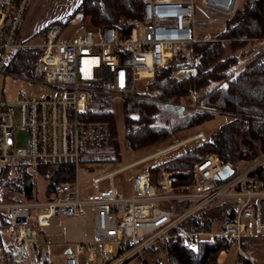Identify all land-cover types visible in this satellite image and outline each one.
Wrapping results in <instances>:
<instances>
[{
    "label": "built area",
    "instance_id": "built-area-1",
    "mask_svg": "<svg viewBox=\"0 0 264 264\" xmlns=\"http://www.w3.org/2000/svg\"><path fill=\"white\" fill-rule=\"evenodd\" d=\"M238 1L143 0L140 15L120 18V26L69 35L66 25L56 21L42 30L39 41L25 43L18 33L29 0H0V54L19 47L38 48L27 74L12 75L53 90L8 100L0 89V178L8 165L73 166V177L58 181L49 199L0 204V228L15 244L32 243L37 250L44 249L52 244L43 234L51 221L89 217V239L76 241L65 254L64 264H79L81 259L92 262L95 257L100 263L113 257L109 264H122L150 247L160 248L165 260L168 240L180 239L185 248H194L200 241L223 238L239 250L242 234L252 228L264 231V175L254 173L264 154L244 167L222 161L215 153L206 154L188 170L160 167L151 177L132 176L128 195L112 184L85 193L77 178L83 150L108 146L112 139L107 120L85 116L90 95L132 98L138 82L152 77L169 60L192 62L197 28L226 21ZM250 41L264 54V38ZM16 129L26 131L27 147H14ZM224 167L231 172L221 178L218 174ZM122 169L93 178L92 186ZM213 205L224 206L231 215L217 233L171 232Z\"/></svg>",
    "mask_w": 264,
    "mask_h": 264
},
{
    "label": "trees",
    "instance_id": "trees-1",
    "mask_svg": "<svg viewBox=\"0 0 264 264\" xmlns=\"http://www.w3.org/2000/svg\"><path fill=\"white\" fill-rule=\"evenodd\" d=\"M142 1L80 0L72 13L78 11L81 17L88 16L90 24L99 28L105 25L120 26V18L140 15ZM64 20L67 19L62 18L57 22L65 24ZM224 24L223 30L217 32L213 38H200L192 43V62L172 59L154 71L153 77L146 83V90L149 91L147 96L150 99L127 103L125 98L122 102L124 139L133 148L151 145L180 129L153 124L156 110L154 100L166 101L191 94L195 108L189 115L187 127L209 120L216 113L229 116L227 121L213 131L210 139L148 167L146 175H155L160 167L169 171L188 170L208 153H215L222 161L234 163L248 160V151L244 152L242 148L247 147L252 151V159L264 154V54L251 57L241 64L234 52L240 50L239 54H244L248 49L245 45L250 43L251 38H264V0H243L242 5ZM226 47L231 53L224 55ZM37 53L36 47L15 48L9 51L2 64L8 69L28 72ZM109 100L107 95L91 94L85 116L107 120L112 131L110 145H115L113 111L110 106L105 105V101ZM30 169L31 167L24 165L6 166L1 174L0 190L5 189L15 202L38 200ZM34 169L46 181V199L51 197L58 181L73 177V166L70 164H38ZM254 173L258 176L264 175L260 167ZM199 214L189 216L171 232L209 231L211 220ZM224 215L225 220L231 218L226 211ZM229 247V243L223 238L200 241L194 248H185L180 239L168 240L164 245V262L217 264L218 252L228 250ZM149 249L160 250L158 247ZM39 264H46V261ZM154 264L162 262L157 260ZM233 264L251 262L240 252H236Z\"/></svg>",
    "mask_w": 264,
    "mask_h": 264
},
{
    "label": "rangeland",
    "instance_id": "rangeland-1",
    "mask_svg": "<svg viewBox=\"0 0 264 264\" xmlns=\"http://www.w3.org/2000/svg\"><path fill=\"white\" fill-rule=\"evenodd\" d=\"M74 0H32L31 1V14L35 15L37 22L46 23L51 19L64 20L66 32L71 35L76 32L82 31H94L97 26L90 24L88 16L81 17V13L73 12ZM243 3V0L238 1V7ZM224 22H211L204 26L197 28V37L200 38H213L217 32H220L224 28ZM47 26L38 28L33 32L26 40L25 43H35L39 41L42 30ZM208 35L206 38L205 36ZM250 43L253 45L250 41ZM255 45V44H254ZM238 55V63H243L250 59L249 55L245 53L239 54L238 50L234 51ZM9 51H5L0 54V89L3 91L4 96L8 100L15 99L19 94L27 96H43L51 94L53 92L49 85L29 82L21 77L12 75L14 73L25 75L27 72L22 70H12L3 66L2 61L5 60ZM231 53V50L226 47L225 54ZM240 55V56H239ZM247 56V57H246ZM176 61V60H175ZM25 73V74H24ZM153 77V76H152ZM150 78L141 80L138 82V91L132 98H127V103L133 100L150 99L147 96L146 83ZM147 91V93H145ZM108 96V95H107ZM109 101H105V105L110 106L114 116L115 136L116 144L101 146V147H87L80 160L82 166L77 170V178L79 186L82 192H95L99 189L108 188L110 184L123 194H130V180L134 175H146L147 169L150 166L157 165L162 161L170 158L180 152L188 150L200 143L201 141L210 139L213 131L222 123L227 121L228 115L223 113H216L211 119L206 120L199 124H194L187 127L189 115L195 105L192 102L191 94L187 96H181L173 98L171 100L161 101L154 100L156 103L155 117L153 124L158 127L175 128L177 129L167 138L160 139L159 141L140 148H133L129 146L124 139V124H123V101L125 99H119L117 97L108 96ZM201 133L202 137H196ZM14 147L24 148L27 147V133L24 130L13 131ZM248 151L245 162L238 163L239 166H247L255 161L252 159L251 150L242 148ZM113 174L111 178L102 179L97 187L92 186V179L105 175L113 170H118ZM33 174V180L35 182V189L38 200H44L45 196V179L37 173L34 168L29 170ZM15 203L12 197L6 193L5 189L0 190V204ZM225 207L222 205H213L200 211L201 217H205L211 220L210 231H219L224 221ZM51 224H58L57 221H51ZM10 244V245H9ZM263 249L261 247L255 248L256 251ZM65 247L59 243H54L48 248L37 250L32 247L31 244H15L12 238L6 234L2 228H0V264H39L43 257L49 264H63ZM230 252H235L234 247H229ZM45 254H44V253ZM256 253L248 255L255 256ZM108 255L104 258L107 259ZM109 259V257H108ZM113 257L105 263L96 261L92 264H109L113 261ZM160 260L162 264H165L162 254L159 250L152 251L151 249L142 251L139 254L127 259L122 264H140L145 262L146 264H154L155 261ZM130 261V262H129ZM81 264H84L82 261ZM87 264V263H85Z\"/></svg>",
    "mask_w": 264,
    "mask_h": 264
},
{
    "label": "crops",
    "instance_id": "crops-1",
    "mask_svg": "<svg viewBox=\"0 0 264 264\" xmlns=\"http://www.w3.org/2000/svg\"><path fill=\"white\" fill-rule=\"evenodd\" d=\"M31 1L32 0H29L28 7L25 11L22 24L19 29L18 39L21 41L26 40L33 32H35L36 29L44 26V24H49L51 22L58 21V19L54 18V19L49 20L46 23H42L43 25H39L40 22H37L35 15L30 13L31 12V8H30ZM74 1L75 3L70 7L76 6L80 0H74ZM245 46L248 48L246 51L247 54L246 53L245 54L249 55V58L251 57L255 58L257 56L263 55V53H260V51L256 48L255 45L248 43ZM243 48L245 49V47ZM239 51L240 50H238V53ZM260 168L264 172V162L261 164ZM57 223L58 224H55V225L50 224V226L46 227L44 229L43 234L46 236H49L52 239V244L59 243L65 247L64 256H63V264H64L65 254L68 251L73 249L74 243L76 241L89 239L90 231H91V219L89 217L86 219H62L60 221H57ZM211 233H217V231H214ZM207 240H210V238H207ZM30 244L32 247H34L32 243ZM238 247H239V250L236 249V247H234L235 252H230L229 249L222 250L220 254H217L216 263L217 264H233L236 252H240L244 257L250 260L251 264H264V231L252 228L250 231H247L246 233L242 234L239 237ZM258 247H261L263 249L256 251L255 248H258ZM254 252L256 253L255 256H250V257L248 256L250 254L253 255ZM43 260L46 261V264L51 263V261L47 260L46 254H45V257H43L42 261ZM82 261L84 262V264L85 263L92 264L98 260L96 259V257H95V260L92 262H86L83 259H81L79 264H81Z\"/></svg>",
    "mask_w": 264,
    "mask_h": 264
},
{
    "label": "water",
    "instance_id": "water-1",
    "mask_svg": "<svg viewBox=\"0 0 264 264\" xmlns=\"http://www.w3.org/2000/svg\"><path fill=\"white\" fill-rule=\"evenodd\" d=\"M231 172V170L227 167H224L220 172H219V177L224 178L226 177L229 173Z\"/></svg>",
    "mask_w": 264,
    "mask_h": 264
}]
</instances>
